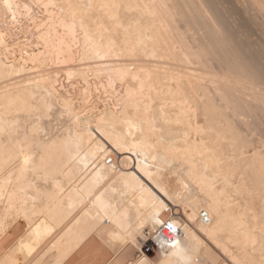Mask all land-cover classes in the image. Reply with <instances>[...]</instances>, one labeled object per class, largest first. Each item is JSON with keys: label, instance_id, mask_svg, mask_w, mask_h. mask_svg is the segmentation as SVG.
Returning a JSON list of instances; mask_svg holds the SVG:
<instances>
[{"label": "bare ground", "instance_id": "1", "mask_svg": "<svg viewBox=\"0 0 264 264\" xmlns=\"http://www.w3.org/2000/svg\"><path fill=\"white\" fill-rule=\"evenodd\" d=\"M31 1L27 51L0 0V264H264V0Z\"/></svg>", "mask_w": 264, "mask_h": 264}, {"label": "rangeland", "instance_id": "2", "mask_svg": "<svg viewBox=\"0 0 264 264\" xmlns=\"http://www.w3.org/2000/svg\"><path fill=\"white\" fill-rule=\"evenodd\" d=\"M21 2L23 1V3L25 2V4L27 5V8H28V10L26 9V12L24 11V12H22L19 16H18V18H17V20L13 23L14 24V26H13V24H11V31H12V41L13 42H15V45L16 46H18V47H21L22 49H24V50H33V49H35L37 46H39V44L37 43V39H36V36L34 35L35 33H36V31H37V29H36V20H39V19H43L44 17H45V15H46V11H45V9H44V7L43 6H41V5H37L36 3H34V2H32L31 0L29 1V0H20ZM43 7V8H42ZM45 11V12H44ZM45 13V14H44ZM42 16H44L43 18H42ZM43 21H45L44 19H43ZM14 38V39H13ZM252 38L254 39L255 38V36H252ZM257 39V37L255 38V40ZM16 43H18V45L16 44ZM32 47V48H31ZM29 50V51H30ZM83 61V63L84 62H88L89 60H82ZM97 60H91V61H89V62H94V63H97L96 62ZM99 71H101V70H99ZM92 71H90L89 73L87 72V74H89L88 76H93V77H95L94 75L96 74L95 73V71H94V73H91ZM103 71H101L100 73L98 72L97 74H101V78H100V75L98 76L99 77V80H100V82L99 81H97L98 79V77L96 76L95 78L97 79H94V78H87L88 79V81H91L92 83H94L95 82V84H97L98 85V87L96 86V89L97 90H95L94 92H93V97H95L94 98V100L95 101H98V102H100L101 104H105L103 107H107V108H118V104H119V102H120V105H121V101H122V97H123V88H120V87H122L121 86V84H119L118 82L115 84V90L114 91H111L110 92V90L106 93V92H104L102 89H101V87L99 86V84L97 83V82H99V83H101V82H103V80H105L104 78L106 77V72L105 73H102ZM92 74V75H91ZM96 74V75H97ZM103 74H105V76L103 77ZM62 74H60V81H62V83L64 84V82L65 81H67L68 80V83H65L64 85L66 86V89H67V91L68 92H73L74 91V89H73V87L75 88V89H77V86L78 85H81V87H82V83L81 82H79L78 80L77 81H75L76 79L74 78V77H72L73 78V80H72V82H70L69 80L71 79V77H70V79H68L67 78V76L63 73V75L61 76ZM66 78H67V80H66ZM103 78V79H102ZM89 79H91V80H89ZM74 82V83H73ZM79 84H78V83ZM66 84H69V85H66ZM78 84V85H77ZM71 85H75V86H71ZM77 85V86H76ZM68 87H69V90H68ZM72 88V89H71ZM78 88H80V86L78 87ZM121 89V90H120ZM73 90V91H72ZM70 92V93H71ZM95 93V94H94ZM104 93V94H103ZM100 94V95H99ZM112 95V96H111ZM115 95V96H114ZM120 96V97H119ZM100 97V98H99ZM120 98V99H119ZM105 99H107V100H105ZM109 99V100H108ZM117 100V101H116ZM120 100V101H119ZM115 101V102H114ZM105 102V103H104ZM99 103V104H100ZM100 104V105H101ZM111 105V106H110ZM113 105V106H112ZM114 105H116V106H114ZM263 136V138L262 139H264V135H262ZM258 137V136H257ZM262 142H264V140H262ZM111 156H113V154H111ZM167 204L171 207V208H174L175 210L176 209H178L177 211L179 212L178 214H179V217H181L182 216V210L180 209V207H181V205L180 204H174V205H179V206H173V205H170V203H168L167 202ZM183 207V206H182ZM173 209V210H174ZM233 248L232 249H234V250H232V252H238V251H236V249L234 248V246H232ZM239 253V252H238Z\"/></svg>", "mask_w": 264, "mask_h": 264}, {"label": "built area", "instance_id": "3", "mask_svg": "<svg viewBox=\"0 0 264 264\" xmlns=\"http://www.w3.org/2000/svg\"><path fill=\"white\" fill-rule=\"evenodd\" d=\"M201 217L203 218L204 221L207 220L204 214H202ZM168 225L169 223H165L160 226L155 236L158 241H165L167 243H172L175 241V239L179 235L178 229L177 231L174 232L172 231V229L168 227Z\"/></svg>", "mask_w": 264, "mask_h": 264}, {"label": "clouds", "instance_id": "4", "mask_svg": "<svg viewBox=\"0 0 264 264\" xmlns=\"http://www.w3.org/2000/svg\"><path fill=\"white\" fill-rule=\"evenodd\" d=\"M178 222H176V221H173L172 223H170L169 225H168V227L170 228V229H172V231H177V229L174 227V225L175 224H177ZM178 259H180L181 260V264H186V261H185V259L183 258V257H179L178 256Z\"/></svg>", "mask_w": 264, "mask_h": 264}]
</instances>
